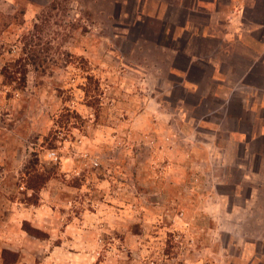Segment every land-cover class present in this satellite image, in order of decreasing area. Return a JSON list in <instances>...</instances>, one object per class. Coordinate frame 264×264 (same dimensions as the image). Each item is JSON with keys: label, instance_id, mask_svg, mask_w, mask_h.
Wrapping results in <instances>:
<instances>
[{"label": "rangeland", "instance_id": "rangeland-1", "mask_svg": "<svg viewBox=\"0 0 264 264\" xmlns=\"http://www.w3.org/2000/svg\"><path fill=\"white\" fill-rule=\"evenodd\" d=\"M127 5L0 0V264H264V119Z\"/></svg>", "mask_w": 264, "mask_h": 264}, {"label": "crops", "instance_id": "crops-1", "mask_svg": "<svg viewBox=\"0 0 264 264\" xmlns=\"http://www.w3.org/2000/svg\"><path fill=\"white\" fill-rule=\"evenodd\" d=\"M130 12L149 14L174 49L178 69L194 72L199 97L230 94L228 110L238 126L264 119V0H127ZM168 49V44H164ZM207 84V85H208ZM213 99V100H212ZM229 101V102H228ZM201 103L200 97L195 103ZM232 106V108H231ZM243 135V134H242Z\"/></svg>", "mask_w": 264, "mask_h": 264}, {"label": "trees", "instance_id": "trees-1", "mask_svg": "<svg viewBox=\"0 0 264 264\" xmlns=\"http://www.w3.org/2000/svg\"><path fill=\"white\" fill-rule=\"evenodd\" d=\"M164 44H168V46H172L170 45V43H165V41H164ZM14 63L15 64H13L14 67H12L13 68L12 71H10L8 67H5L3 69L2 74L7 79L6 81L7 83L18 82V84L22 88H25L27 84L28 73H29L27 69V59H25L22 56L20 59H18ZM45 182H46V179L42 178V174L37 175L36 181H34V183L38 185L39 187H41L42 184H44ZM32 188L36 189V187H32Z\"/></svg>", "mask_w": 264, "mask_h": 264}, {"label": "flooded vegetation", "instance_id": "flooded-vegetation-1", "mask_svg": "<svg viewBox=\"0 0 264 264\" xmlns=\"http://www.w3.org/2000/svg\"><path fill=\"white\" fill-rule=\"evenodd\" d=\"M121 9H122V6H121L120 4H118V5H117V10H118V12H119V13L117 12V17H118V18H119V14H120V12H121ZM142 25H143V24H142ZM145 31H146V30L144 29V32H141V33L144 34V33H146ZM157 39H158V40H157V44H158V45H161V42H162V40H161V39H162V34H159V36L157 37Z\"/></svg>", "mask_w": 264, "mask_h": 264}, {"label": "built area", "instance_id": "built-area-1", "mask_svg": "<svg viewBox=\"0 0 264 264\" xmlns=\"http://www.w3.org/2000/svg\"><path fill=\"white\" fill-rule=\"evenodd\" d=\"M50 157H51L52 160H55L56 162L58 161V158H57L56 154L52 153L50 155Z\"/></svg>", "mask_w": 264, "mask_h": 264}]
</instances>
